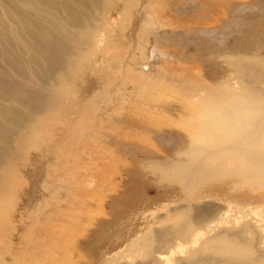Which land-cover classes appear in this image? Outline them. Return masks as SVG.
Returning a JSON list of instances; mask_svg holds the SVG:
<instances>
[{
  "label": "bare ground",
  "instance_id": "bare-ground-1",
  "mask_svg": "<svg viewBox=\"0 0 264 264\" xmlns=\"http://www.w3.org/2000/svg\"><path fill=\"white\" fill-rule=\"evenodd\" d=\"M234 1L227 18L217 16L222 25L201 28L196 37V48L207 44L217 66L223 65L212 84L198 66L187 68V53L176 56L171 45L154 42L139 52L143 35L157 30L156 40L165 41L163 31L180 23L173 6L182 16L209 9L211 0L184 8L176 0H0V264L46 262L47 253L58 249L54 227L92 194L95 174L75 177L78 190L49 192L56 170L44 168L29 175L37 185L34 198L23 196L39 221L23 223L18 211L13 217L16 164L46 148L43 138L57 135L72 139L69 149L79 144L86 156L93 95L105 83L111 89L103 99L112 104L117 98L124 122L135 114L150 123L147 112L162 114L155 109L162 105L171 121L174 114L183 116L193 131L174 165L150 166L169 186L178 185L174 208H158L165 211L158 227L105 254L101 264H264V57L238 47L264 43V0H228ZM175 89L187 98L179 100ZM128 95L133 112L126 108ZM155 142L163 144L165 136Z\"/></svg>",
  "mask_w": 264,
  "mask_h": 264
},
{
  "label": "rangeland",
  "instance_id": "rangeland-1",
  "mask_svg": "<svg viewBox=\"0 0 264 264\" xmlns=\"http://www.w3.org/2000/svg\"><path fill=\"white\" fill-rule=\"evenodd\" d=\"M190 1L193 2L194 0H176L181 8L190 5ZM244 1L254 2V0ZM223 3H227V5L223 6ZM234 3L235 1L232 3L228 0H211L209 3L210 10L207 6L202 9L195 8L192 9L191 14H182V16L180 12H177V7L173 6L170 10L171 14L176 18L175 21L181 19L180 23L163 31V35L167 36L165 41L156 40L157 35H159L157 30H154L152 37L148 38L143 35L146 41L144 42L145 45L139 48L140 54H143L145 49L148 50V47H151L154 42L159 48L171 45L170 48L174 55L187 53L184 54L186 58H189L187 68L198 66L202 78L213 84L222 76L219 67L223 65L217 66L216 61L211 58L213 53L207 44H204L206 45L204 47L196 48L200 42V39H198L199 31L201 28L222 25L223 21L217 16L222 12L224 18H227L232 9L237 6V3ZM185 12L183 11V13ZM200 15H202L201 18L205 15V18H198ZM263 17L259 16L261 21L264 20ZM171 32H175L172 33V37ZM257 34L261 36V31H257ZM196 37H198V40ZM193 39L197 42L195 43ZM261 39L264 40V34ZM230 41L234 47L233 49H236V44L232 40ZM141 45L142 43H140ZM186 45H188L187 52L185 50ZM238 47L241 49L248 48L245 51L258 53L264 57V43L254 41L244 43ZM195 48L197 51H194ZM172 49L176 50L177 53H174L176 51ZM237 51L242 52L240 49ZM92 84V88H94V80H92ZM110 89L111 87L105 83L93 95L92 102L96 105L94 108L96 113L94 112L88 120L89 135L87 138L89 139L86 138V156L84 153L82 154L81 149L77 148L79 144L69 149L68 145L72 139L65 136L57 140V135L54 141L50 140L51 138L48 140L43 138L46 141V148H43V146L38 147L40 151L37 155L31 156L28 162L16 164L17 169L15 172L18 176L14 185L18 186V190L14 195L15 204L13 207L15 206V210L13 217L17 220L19 213L23 223L26 220L27 222L39 221L37 209L31 205L27 206L23 199V196H26L29 201L32 200L38 191L36 190V182H31L29 175L39 176L44 168L56 170L52 174L55 186L54 189H52V186H47L49 192H55L63 187L68 191L78 190L77 176L88 175L87 177H91L93 174L96 175L92 194L74 212H67L62 218L64 219L63 222L59 220L58 226L54 227L53 230L59 227V231L54 234V236H57L55 242L58 249L47 253L46 262L40 261L37 264H55V262L56 264H101L105 254L117 251V248L122 244H127L133 241L136 236L143 235L158 227L160 218L165 215V211H157L158 208L163 205L170 206L171 209L174 208L171 202L175 200L172 198L179 193L178 185L169 186L166 181L162 180L161 174L152 171L150 166L154 163L162 168L174 165L177 161L176 154L182 143L188 141L193 130L189 128L188 122L183 119V116L178 117V114H174L171 121L170 114H166V110L162 105L155 108L162 111V114L147 112L150 117L154 118V121L151 120L150 123L139 121L135 114L124 122V115L123 113L120 114L117 98L112 104L103 99V94L109 93ZM175 91L176 95H180L178 96L179 100L187 98L180 94L178 90L175 89ZM127 99H130V102H126L128 103L126 105L127 111L131 112L132 110L133 112L132 107L134 104L131 102L134 101L133 95H128ZM116 115L118 116L117 119H115ZM73 125L75 126L70 132H73V129L78 126L76 123ZM157 135L165 136L166 142L157 144L155 142ZM53 145H58L59 150L56 151V147L52 148ZM43 149H50V155L45 153ZM63 151L67 153L65 155L60 153ZM54 154L59 160L49 157L54 156ZM61 159H64L65 162L61 163ZM53 195L55 196V194ZM30 210L31 213H29ZM155 211L156 216H153L152 214ZM152 217H154V220ZM156 218L159 220H155ZM71 231L74 233L70 234ZM70 237H72V240ZM11 243L15 245L16 242L11 241ZM13 248L15 249V247ZM139 261V257L136 256L134 262ZM14 264L33 263H29V260L19 261L17 259Z\"/></svg>",
  "mask_w": 264,
  "mask_h": 264
}]
</instances>
